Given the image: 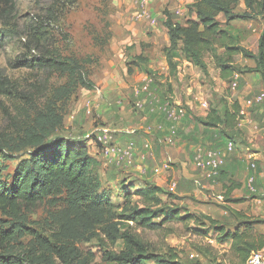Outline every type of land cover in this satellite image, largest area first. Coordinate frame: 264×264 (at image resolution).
Masks as SVG:
<instances>
[{"label":"rangeland","instance_id":"obj_1","mask_svg":"<svg viewBox=\"0 0 264 264\" xmlns=\"http://www.w3.org/2000/svg\"><path fill=\"white\" fill-rule=\"evenodd\" d=\"M148 2L150 4V0ZM127 3L129 0L0 1V82L3 83L0 137L19 130L28 121L23 112L32 114L33 107H42L44 101L51 98L56 112L62 116V125L54 135L75 146L83 143L88 147L89 154L99 161L95 170L101 183L99 192L108 198L103 207L87 208L76 204L70 194L63 192L53 202L46 198L38 203L16 225L32 227L51 241L76 246L91 258L90 264H115L104 259V253L121 249L120 235L124 230L139 234L163 255L169 247L179 264H236L229 241L220 242L222 235L213 230L204 216L231 231L237 226L244 229L242 224L246 217L253 221L254 230H264V97L255 105L244 106L245 99L264 94V85L260 76L250 70L253 62L241 55L233 56L232 62H228L235 75L225 80L220 78V67L211 54L205 56L204 72L190 62V65H183L185 59L179 57V69L171 71L168 67L162 72L171 81L160 78L165 82L156 85L160 94L171 95L186 111L177 126L174 143L165 144L153 135L149 137L152 149L143 163L136 161L138 157H134L129 166L108 160L91 142L96 128L109 126L122 131L143 126L154 119L162 120L161 117L148 118L134 107L132 90L144 77L139 69L142 61H136L135 57L123 58L133 52L128 50L141 45L140 35L147 27L157 28L158 16L151 7L152 15L157 17L155 28L146 21L129 19L134 9L140 10L136 8L139 0L136 3L131 0L130 8L126 10ZM190 7L191 4L186 6L187 9L181 7L179 13L174 12L178 6L175 10L165 7L162 13L172 11L173 16L184 23L187 19H196ZM233 12L249 13L242 0L233 5ZM217 20L221 23L220 28L229 35L228 44L232 42L256 51L258 38L264 31V10L248 19L227 22L221 14ZM40 30L45 34L41 40L37 33ZM115 49L121 59L112 65L109 61ZM55 50L63 57L75 59L83 77L95 83L94 88L73 85L64 74L31 69L22 64L25 60L48 56ZM217 55L226 61L225 50L220 45ZM235 103L243 107L244 113H238L233 119ZM87 107L90 113H87ZM212 107H216L222 116L232 115L227 116V126L221 124L206 129L199 122ZM213 133L225 137L220 141ZM126 137L125 133L118 136L121 143ZM135 141L139 153L141 141ZM227 141L233 143V148L224 157L218 179L206 178L194 165L196 147L218 149ZM28 153L29 148L22 147L16 140L11 142L8 158H1L5 166L3 176L8 183L16 165L27 158ZM162 161H166L169 168L154 173L153 168ZM249 175L255 177V191H250L247 185ZM171 182H176L174 190L169 188ZM235 183H240V188L232 190L226 198L224 185ZM149 184L159 186L162 190L159 197L174 203L182 215H191V218L165 223L155 230L141 228L128 220L127 215L140 199L135 191ZM228 207L242 214L236 216ZM17 240L21 244L17 245L15 254L24 264L32 262L26 253L30 247L36 248L33 264H42L48 257L49 251H45L31 235L21 231ZM53 261L58 264L56 258Z\"/></svg>","mask_w":264,"mask_h":264},{"label":"trees","instance_id":"obj_2","mask_svg":"<svg viewBox=\"0 0 264 264\" xmlns=\"http://www.w3.org/2000/svg\"><path fill=\"white\" fill-rule=\"evenodd\" d=\"M0 1L8 2V0ZM237 1L239 0H194L190 9L196 19H187L184 23L174 22L170 13L165 14V25L171 44L167 52L171 71L176 70L179 64V61L173 58L177 57L176 50L181 43L178 57H183L204 72L206 71L205 56L211 54L217 60L220 78L223 80L235 75L232 64L228 63L232 62L233 56L241 55L251 60L254 66L250 70L260 76L264 85V31L258 38L256 51L253 52L239 44L232 42L228 44L226 39H229V35L220 28L221 23L217 20L220 14L227 22L240 18H252L264 10V0H242L246 10L249 11L242 14L233 12V5ZM40 31L37 32L39 40L45 35L44 30ZM218 45L224 48L226 61L217 55ZM136 61H143V58L136 57ZM22 64L31 69L64 74L67 81L73 85H80L87 89H93L95 86L91 79H85L80 73V66L75 59L63 57L57 50L48 56L42 55L30 61L25 60ZM137 64L139 65V62ZM139 69L143 74L154 77L155 81L151 88L163 100L165 95L160 94L156 86L161 75L148 71L141 65ZM2 88L3 83L0 82V90ZM33 108L32 114L23 112L28 116V121L24 122L19 130L2 134L0 137V264H24L15 254L17 245L21 244L17 242L21 231L31 235L34 240L44 246L45 251H49L48 257H45L42 264H57L53 258L58 260V264H90L91 258L76 246L61 241H51L32 227L16 225L17 221L22 220L26 213L32 212L38 203L46 198L53 202L59 199L63 192L70 194L73 202L87 208L103 207L108 203V198L99 192L101 183L95 171L99 161L89 154L88 147L83 143L75 146L67 139L54 135V131L62 125V116L56 112L52 99H46L42 107ZM239 109L240 104L235 103L233 119L237 117ZM227 116L232 117V115ZM227 116L225 114L222 116L216 107H212L204 118L199 119V122L206 129H211L221 124L226 125ZM160 117L163 119V116ZM157 135L160 136L162 133ZM213 136L220 141L225 137H221L218 133H213ZM140 137L149 138L144 133ZM133 138L136 140L135 136ZM15 140L22 147L29 148V153L27 158L18 162L8 183L3 176L5 166L2 165L1 158H8L7 151L11 142ZM228 142L230 141L222 145L223 147L219 146L218 149L225 148ZM253 183L255 186V177ZM224 188V195L227 198L232 190L240 188V183L232 186L224 185ZM161 192L159 186L152 184L135 191L140 199L138 204L132 207L127 219L141 228L155 230L165 223L184 222L191 218V215H182L180 208L174 203L163 201L159 197ZM228 210L236 216L242 214L230 207ZM158 218L161 219L156 222ZM204 218L213 230L222 235L220 242L229 241L230 251L236 256V264H244L252 251L264 248V233L255 231L251 224L253 221L246 217L243 224L241 223L245 225V228L241 229L237 226L233 231L216 225L217 222L209 216ZM120 238L122 246L119 251H105L104 259L107 261L115 264H179L176 256L170 253L169 247L164 255L158 253L139 234L130 230H124ZM33 250L35 251L36 248L30 247L26 251L30 256L29 260H32L31 264H33ZM23 251L25 252V248Z\"/></svg>","mask_w":264,"mask_h":264},{"label":"built area","instance_id":"obj_3","mask_svg":"<svg viewBox=\"0 0 264 264\" xmlns=\"http://www.w3.org/2000/svg\"><path fill=\"white\" fill-rule=\"evenodd\" d=\"M149 5L148 0H139V9L135 11L132 16L134 21L145 20L150 27L157 25V17L147 10ZM181 12L176 9L175 13ZM235 77V76H234ZM160 80V79H159ZM155 79L151 75L144 74L142 81L133 90L134 107L145 113L146 117H160L163 116L161 121L152 120L148 124L140 127H130L117 131L109 126H100L95 129L91 142L95 149L104 155L108 160L115 162L117 165H128L134 161L133 158H139L144 161L146 154H149L152 145L149 138H143L141 141V152L137 153V145L133 136H137L138 132H142L151 137L162 133L158 136L159 141L165 144H173L175 141V134L178 124L184 119L186 111L185 108L177 103L169 94L165 95L163 100L151 88ZM236 81L233 82V88ZM264 97L263 93H259L253 97L244 100V106L250 107L259 103ZM87 113H90V108L87 107ZM244 109L240 105L239 114H243ZM159 119V118H158ZM118 133V135H117ZM125 133L127 137L125 142L121 143L118 138L119 134ZM233 143L228 142L223 149H204L196 147L194 151V165L197 169L203 171L208 179L214 180L218 175V170L224 162V157L227 153L231 152ZM251 166L254 168L255 164ZM169 165L166 161H162L160 165L153 168L156 174L167 170ZM254 177L251 175L247 179V185L250 191H255ZM176 182H171L170 190H174ZM244 264H264V248L252 251Z\"/></svg>","mask_w":264,"mask_h":264},{"label":"crops","instance_id":"obj_4","mask_svg":"<svg viewBox=\"0 0 264 264\" xmlns=\"http://www.w3.org/2000/svg\"><path fill=\"white\" fill-rule=\"evenodd\" d=\"M130 2H131V0H129V3H127L128 7L126 8V10L130 8V4H131ZM136 2H137V0H135V3ZM193 2H194V0H150V4L148 5L147 10L152 13V8H153L155 14L158 16V22H159L158 26H157V28L153 27L155 29H149L147 27L145 29V33H143V34L141 33V35H140V44L141 45L138 44V45L134 46L133 49L128 50V51H133V52L128 54V55L123 56V58L127 59L128 57H135L136 58V57H142L143 56L142 57L143 61L141 62V66L143 68H145L148 71H153V72L160 74L162 79H166V82H168V81L170 82L171 81L170 78L166 77L165 75L164 76L162 75V72L167 70L169 67L167 52L171 48L169 35H168V29L165 25L166 18H165V14L162 13L163 12L162 10H164L165 7H168V9H170V10H172L174 8L173 10H175L176 6H178V9H181V7H184L185 9H187L186 6L192 4ZM137 7H139V6H137V4H136V8ZM133 13H135V9H134ZM133 13H132V16H133ZM170 14H171L172 20L174 22H180V20H178L176 17L173 16L172 11L170 12ZM132 16L129 19H132ZM140 21H145V20H140ZM140 25H142V27H143L142 23H140ZM127 40H129V38ZM181 46L182 45L180 43V45H178V47H177V50H176L178 52L177 57L174 56V58H173L175 61L180 60L178 55H180ZM143 49H145V50H143ZM119 58L121 59V54L119 53L118 50L115 49L114 54H113L111 60L109 61V63L113 65V64H115V62L117 60H119ZM184 62H185V64H183V65H186V64L190 65V63L188 61L185 60ZM179 68H180V65H177V69H179ZM112 69H114V68H112ZM183 70H184V68H183ZM100 82H103V81H100ZM164 82L159 81V84H162ZM96 84H97V82H96ZM97 91L100 92V90H97ZM98 94H96V95H98ZM135 138L137 141H140L142 138H145V137L141 138L140 135H137V136H135ZM95 159H97V158H95ZM136 161L140 162V163L144 162V161H141L140 159H137ZM259 232L264 233V230L259 231Z\"/></svg>","mask_w":264,"mask_h":264}]
</instances>
